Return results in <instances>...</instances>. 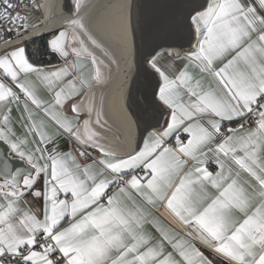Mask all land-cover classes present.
I'll return each instance as SVG.
<instances>
[{
	"label": "snow or ice",
	"instance_id": "6c2138e0",
	"mask_svg": "<svg viewBox=\"0 0 264 264\" xmlns=\"http://www.w3.org/2000/svg\"><path fill=\"white\" fill-rule=\"evenodd\" d=\"M0 264H264V0H0Z\"/></svg>",
	"mask_w": 264,
	"mask_h": 264
},
{
	"label": "trees",
	"instance_id": "16d2710c",
	"mask_svg": "<svg viewBox=\"0 0 264 264\" xmlns=\"http://www.w3.org/2000/svg\"><path fill=\"white\" fill-rule=\"evenodd\" d=\"M30 53L33 54L31 56V58L35 62H39L41 60H46L49 63L58 62L56 56L52 53H48L46 51V49L44 48V39L43 38L36 39V40L32 41V44L30 46Z\"/></svg>",
	"mask_w": 264,
	"mask_h": 264
},
{
	"label": "crops",
	"instance_id": "0c3cea01",
	"mask_svg": "<svg viewBox=\"0 0 264 264\" xmlns=\"http://www.w3.org/2000/svg\"><path fill=\"white\" fill-rule=\"evenodd\" d=\"M58 62H59V61H58ZM58 62H55V63H49V62L46 61V60H41V61H39L38 63L47 65V64H56V63H58ZM13 115H15V112L13 113Z\"/></svg>",
	"mask_w": 264,
	"mask_h": 264
},
{
	"label": "water",
	"instance_id": "95a60500",
	"mask_svg": "<svg viewBox=\"0 0 264 264\" xmlns=\"http://www.w3.org/2000/svg\"><path fill=\"white\" fill-rule=\"evenodd\" d=\"M36 40V39H35Z\"/></svg>",
	"mask_w": 264,
	"mask_h": 264
}]
</instances>
